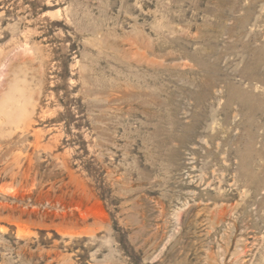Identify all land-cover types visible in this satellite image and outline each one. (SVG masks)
I'll return each mask as SVG.
<instances>
[{
  "label": "rangeland",
  "instance_id": "1",
  "mask_svg": "<svg viewBox=\"0 0 264 264\" xmlns=\"http://www.w3.org/2000/svg\"><path fill=\"white\" fill-rule=\"evenodd\" d=\"M0 264H264V0H0Z\"/></svg>",
  "mask_w": 264,
  "mask_h": 264
}]
</instances>
